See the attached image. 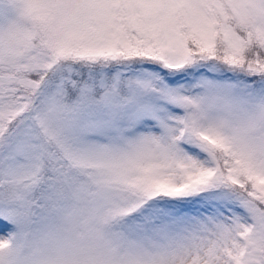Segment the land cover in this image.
I'll list each match as a JSON object with an SVG mask.
<instances>
[{"label": "snow or ice", "instance_id": "6c2138e0", "mask_svg": "<svg viewBox=\"0 0 264 264\" xmlns=\"http://www.w3.org/2000/svg\"><path fill=\"white\" fill-rule=\"evenodd\" d=\"M0 264H264V0H0Z\"/></svg>", "mask_w": 264, "mask_h": 264}]
</instances>
